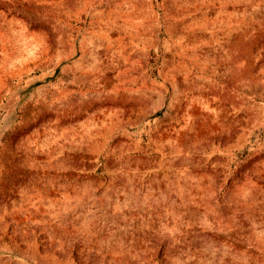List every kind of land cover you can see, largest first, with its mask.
Listing matches in <instances>:
<instances>
[{
	"label": "rangeland",
	"instance_id": "obj_1",
	"mask_svg": "<svg viewBox=\"0 0 264 264\" xmlns=\"http://www.w3.org/2000/svg\"><path fill=\"white\" fill-rule=\"evenodd\" d=\"M0 264H264V0H0Z\"/></svg>",
	"mask_w": 264,
	"mask_h": 264
}]
</instances>
